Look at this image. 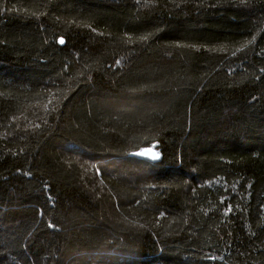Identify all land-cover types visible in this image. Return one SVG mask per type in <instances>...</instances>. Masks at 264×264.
<instances>
[{"label": "trees", "instance_id": "16d2710c", "mask_svg": "<svg viewBox=\"0 0 264 264\" xmlns=\"http://www.w3.org/2000/svg\"><path fill=\"white\" fill-rule=\"evenodd\" d=\"M0 264H264V0H0Z\"/></svg>", "mask_w": 264, "mask_h": 264}, {"label": "water", "instance_id": "95a60500", "mask_svg": "<svg viewBox=\"0 0 264 264\" xmlns=\"http://www.w3.org/2000/svg\"><path fill=\"white\" fill-rule=\"evenodd\" d=\"M65 44V43H64ZM63 44V45H64ZM151 150V151H149ZM158 151L155 148H148V149H143L137 153H143V155L137 156V155H133V157L150 162V163H159L162 159L161 154H160V158L158 160H154L152 157L155 155V153H157Z\"/></svg>", "mask_w": 264, "mask_h": 264}, {"label": "snow or ice", "instance_id": "6c2138e0", "mask_svg": "<svg viewBox=\"0 0 264 264\" xmlns=\"http://www.w3.org/2000/svg\"><path fill=\"white\" fill-rule=\"evenodd\" d=\"M253 39H255V38H253ZM58 43L61 44V45H63L65 43V41H64L63 38H61V39H59ZM49 103H51V101H49ZM149 151H151V150H149ZM135 155L140 156V155H143V153H135ZM152 158L154 160H158L160 158L159 152L155 153V155ZM230 211H231V206H229V208L227 209V211H226L225 214H227ZM50 227H51V225H50Z\"/></svg>", "mask_w": 264, "mask_h": 264}]
</instances>
